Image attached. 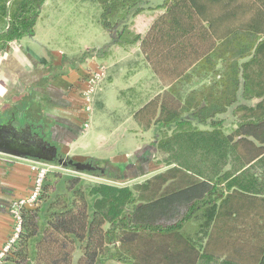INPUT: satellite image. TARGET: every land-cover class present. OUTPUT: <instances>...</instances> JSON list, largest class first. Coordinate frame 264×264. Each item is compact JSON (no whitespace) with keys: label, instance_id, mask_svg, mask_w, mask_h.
<instances>
[{"label":"trees","instance_id":"16d2710c","mask_svg":"<svg viewBox=\"0 0 264 264\" xmlns=\"http://www.w3.org/2000/svg\"><path fill=\"white\" fill-rule=\"evenodd\" d=\"M94 1L109 42L85 50L79 62L139 44L153 75L169 83L133 116L154 135L155 164L164 171L127 187L82 177L120 178L122 169L96 162L94 170L66 164L70 173L48 174L35 205L19 209L16 243L0 264H171L169 242L184 239V225L200 210L213 224L211 249L196 255V264H264V0H170L156 7L155 0ZM44 2L0 0V50L33 36ZM158 7L164 12L144 35L130 31L139 14ZM229 111L239 114L237 127L225 131ZM23 112L0 123L36 132ZM161 252L166 256H153Z\"/></svg>","mask_w":264,"mask_h":264},{"label":"crops","instance_id":"0c3cea01","mask_svg":"<svg viewBox=\"0 0 264 264\" xmlns=\"http://www.w3.org/2000/svg\"><path fill=\"white\" fill-rule=\"evenodd\" d=\"M164 1L170 0H155L152 3L153 7L161 5ZM163 12L164 9L158 7L139 14L133 20L134 32L144 35L154 20ZM1 20L0 6V26L2 25ZM37 39L34 31L32 37H22L13 46H5L3 50H0V119L6 116L12 117L18 109L23 110V113L37 123L36 132L32 131L33 127L31 128L33 134L39 136L45 133L47 136L44 134V137L56 145L61 155L77 163L90 159L93 163L108 164L122 169L119 174L120 178H106L107 184L127 187L161 174L164 169L155 164L156 149L154 147V154L147 153L145 138H141V142L138 140L139 132L142 131L133 116L148 102L163 93L169 83H163L153 75L141 54L139 44L131 48L115 49L116 47H112L111 51L114 50L111 56H106L111 57V60L106 57L98 59L91 56L79 62L81 55L78 57L77 55H72V57L63 55L60 50L58 52L52 50L46 38L42 37L45 43ZM87 49L89 48L85 50ZM103 65L108 68L109 75L103 80L104 84L96 89L92 103L90 107L88 106L90 110L87 112L85 101H83V90L87 88L86 77L90 73L89 70L101 68ZM124 66L131 68L127 77L122 75ZM114 82H120V86L118 87ZM107 85L114 87L115 92L113 93L118 95L119 99L121 97L119 95L129 90L133 93H141L146 100L138 108L127 106L128 124L122 125L123 127L119 129L122 132L112 135V140L95 139L92 150L85 154L75 153L73 152L75 146L80 144L88 146L89 137L87 136L85 140L83 138L90 133L91 120L97 118L96 107L100 109L101 101L99 100L101 94L106 91ZM254 103L255 101L248 104L253 105ZM228 115L232 117L230 122L232 127L229 129L224 127L225 131L237 127L236 117L239 114L235 117L229 111ZM17 124L16 121L10 122V126L6 124L2 126L0 123V129H15ZM85 124L87 127L84 126ZM200 129L209 130L210 128L200 127ZM49 132L52 134L48 135ZM117 149L126 152L117 153ZM34 160L40 161L0 152V250L11 236L14 225L9 212L11 203L27 198L32 192L34 173L31 165L37 163ZM212 224L213 220L211 222L205 210H200L192 220L185 224L182 233L187 241L173 238L172 241L174 239L177 241L169 242L173 247L171 255L175 254L173 258H169L171 264H196L194 257L202 255L206 248L211 249L207 242ZM203 228L207 229L206 236L200 234V229ZM189 244L193 245L194 250L191 256ZM153 251L157 252L155 248ZM153 256L161 258V256H166V253H155ZM107 264L120 263L108 262Z\"/></svg>","mask_w":264,"mask_h":264},{"label":"rangeland","instance_id":"374dc122","mask_svg":"<svg viewBox=\"0 0 264 264\" xmlns=\"http://www.w3.org/2000/svg\"><path fill=\"white\" fill-rule=\"evenodd\" d=\"M98 15L99 8L94 0H45L42 8L39 11L34 31L37 35V40L45 43L42 37L46 38V42L49 44V47L52 50L57 52L60 50L63 55L70 57H72V55H77L78 57L85 52L86 48L100 49L109 42V35L97 23ZM130 31L134 33L133 28H131ZM112 47H116L115 49L128 47L131 48L132 45H117ZM111 48L107 52V56L113 52L114 49L111 51ZM106 58L111 60V57ZM107 70L108 68L105 67V65L101 66L100 69L98 68L91 71L89 70L90 73L86 77L87 83H90L94 80L95 74L100 76L98 81L94 83L93 86L91 85L93 88V94L91 95L90 103L88 105L89 107L92 103V98L94 97L96 89L101 84H104L103 80H105L109 75ZM122 70V75L127 77V74L129 71H131V68L128 69L124 66ZM114 84H117L118 87L120 86V82H114ZM85 90L86 89H84L83 92ZM113 92H115L114 87L107 85L106 91L103 93L104 95L101 94V98L99 100V102L101 101L100 109L96 107V111H98L96 116L97 118L91 120L89 124L90 133L83 138L85 140L87 136L89 137L88 146L86 147L82 144L77 145L75 146L73 152L78 154L87 153L88 151L92 150L91 147H93V144H95V139H102L105 141H108L109 139L112 140V135L117 134L116 132L120 134L122 130L119 131V129L123 127L122 125L125 126L128 124L127 106L138 108V106L146 100L143 95H141V93H133L129 90H126L123 92V94L119 95L121 96L120 99L118 98V95H115ZM225 121L224 127H226V129L232 127V123H230L232 121V117L230 115L226 116ZM84 126L87 127L86 124ZM50 134L51 133L49 132L48 135ZM141 138H145V150L147 153L154 154V143L156 140L154 139L152 132H139L138 140L140 142ZM117 150V153L126 152L122 149ZM34 161L42 163L37 160ZM89 161L90 159H85L80 163L90 164L93 167L95 164L93 161ZM44 164L45 163H43V165ZM46 165L49 171L48 174L53 172L70 173L67 168L59 166L56 163ZM99 166L102 167L104 164ZM81 176L85 177L86 180L90 181L91 183H106V180L101 178L86 175Z\"/></svg>","mask_w":264,"mask_h":264},{"label":"built area","instance_id":"2783aa9c","mask_svg":"<svg viewBox=\"0 0 264 264\" xmlns=\"http://www.w3.org/2000/svg\"><path fill=\"white\" fill-rule=\"evenodd\" d=\"M100 69V68H99ZM100 76L95 74V78L90 83H87V88L83 92V101H85L86 105V111L89 112V103L91 99V95L93 93V84L98 81ZM92 85V86H91ZM48 167L45 165H42L40 163H33L31 165V169L34 173V182H33V189L30 195L27 198L20 199L18 201H15L11 203L10 205V215L13 218L14 225L12 229L11 236L9 237L8 241L5 243V245L0 250V262L2 258L7 254V252L12 248V246L16 243L19 231H20V215H19V209L20 208H32L38 197L41 193V187L43 184V181L45 180L46 176L48 175Z\"/></svg>","mask_w":264,"mask_h":264},{"label":"water","instance_id":"95a60500","mask_svg":"<svg viewBox=\"0 0 264 264\" xmlns=\"http://www.w3.org/2000/svg\"><path fill=\"white\" fill-rule=\"evenodd\" d=\"M3 129H0V131ZM11 130L16 131L15 129L11 128ZM12 139L5 138L2 141V145L4 149H0V152L6 153V154H14L19 157H27V158H33L38 159L40 161L45 162H51L53 158L56 156V148H48V144L45 143L39 136H32L31 132L29 134V144L24 145L23 143H20L19 141H10ZM59 165L66 166V164L72 165L76 171H82V170H94L95 168L92 167L90 164H81V163H72L65 162L64 159H59L57 161Z\"/></svg>","mask_w":264,"mask_h":264},{"label":"flooded vegetation","instance_id":"af4514ba","mask_svg":"<svg viewBox=\"0 0 264 264\" xmlns=\"http://www.w3.org/2000/svg\"><path fill=\"white\" fill-rule=\"evenodd\" d=\"M16 131L13 130H6L3 129L0 131V146L2 145V141L5 138H9L12 139L10 141H19L20 143H23L24 145H28L29 144V134L31 132L32 136H35L33 134V130L27 126H22L21 128L17 125V127H15ZM32 130V131H31ZM39 135V134H38ZM39 137L45 142L47 143L49 146L48 148H52L55 147L56 148V156L53 158L52 161H57L60 158V151L59 149L56 147V145H53L49 139H46L44 136L39 135ZM0 149H4V147L2 146Z\"/></svg>","mask_w":264,"mask_h":264}]
</instances>
